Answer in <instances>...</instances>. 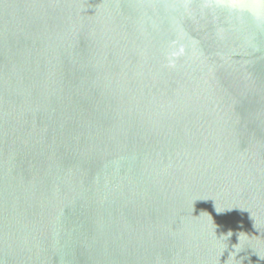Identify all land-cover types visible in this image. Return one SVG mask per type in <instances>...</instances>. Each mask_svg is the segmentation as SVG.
Segmentation results:
<instances>
[{
    "label": "water",
    "instance_id": "95a60500",
    "mask_svg": "<svg viewBox=\"0 0 264 264\" xmlns=\"http://www.w3.org/2000/svg\"><path fill=\"white\" fill-rule=\"evenodd\" d=\"M0 264H264V0H0Z\"/></svg>",
    "mask_w": 264,
    "mask_h": 264
}]
</instances>
